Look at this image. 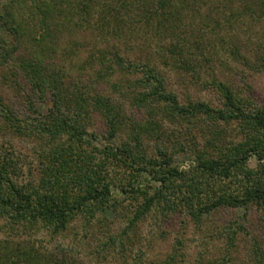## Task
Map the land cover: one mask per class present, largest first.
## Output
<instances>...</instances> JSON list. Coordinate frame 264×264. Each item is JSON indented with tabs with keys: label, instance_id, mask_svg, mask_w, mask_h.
<instances>
[{
	"label": "trees",
	"instance_id": "16d2710c",
	"mask_svg": "<svg viewBox=\"0 0 264 264\" xmlns=\"http://www.w3.org/2000/svg\"><path fill=\"white\" fill-rule=\"evenodd\" d=\"M254 21L264 22V0L4 1L0 83L15 91L28 115L20 118L25 114L0 93V120L10 138L43 143L34 154L39 161L35 182L20 181L14 149L0 146V231L5 236L0 264H86L88 255L99 263L118 254L125 258L137 242L126 232L150 217L158 225L178 214L199 225L221 208L252 207L264 217V109L220 81L213 68L225 52L243 59L234 34ZM83 33L95 40L78 58L69 42L76 45L71 40ZM258 62L264 69L263 59L253 63ZM169 74L212 91L222 107L203 100L181 104L167 87ZM125 101L135 110L130 116ZM94 116L104 139L119 141L114 148L92 147ZM181 120L214 130L207 150L189 149L194 158L187 169L173 161L176 146L183 151V145L170 142L163 131L165 122ZM219 122H236L242 138L225 140ZM253 156L258 163L250 168ZM241 180L243 185L233 186ZM109 212L127 221L125 232L97 237L95 249L82 257L75 245L48 250L20 237L39 229L63 235L81 217L85 234L77 246L84 248L93 239L88 236L93 222L104 229ZM224 233L228 244L217 264L232 261L237 239L233 229ZM176 243L163 263L149 264H181L176 257L184 248L180 239ZM251 250L261 264L264 250L256 240ZM195 261L202 263L200 252Z\"/></svg>",
	"mask_w": 264,
	"mask_h": 264
},
{
	"label": "rangeland",
	"instance_id": "374dc122",
	"mask_svg": "<svg viewBox=\"0 0 264 264\" xmlns=\"http://www.w3.org/2000/svg\"><path fill=\"white\" fill-rule=\"evenodd\" d=\"M6 0H0V5ZM213 16V14H212ZM238 32L234 34L237 38L234 41L237 42L239 47V52L243 57L234 59L226 52L222 55L221 63H216L213 65L217 78L220 81L231 83L239 93L247 96L249 100L254 102L256 106L264 109V69L261 62L258 64L253 63L256 58H262L264 61V22L254 21L248 23L241 27ZM3 34L0 30V37ZM204 37H208V33H204ZM94 37L91 34L83 33L79 36V39H72L73 42H69L78 58L86 56L85 48L90 42H94ZM79 50V52H78ZM250 64L245 65V61ZM242 62V63H241ZM167 87L169 91L176 94L179 102L181 104H187L188 101L194 102L198 100H203L210 102L212 106L222 107L219 101V97L212 93V91L205 92L200 85H196L192 81H183L177 78L173 74L167 76ZM205 74H202V80ZM189 81V82H188ZM205 81V80H203ZM0 93L5 98L6 102L13 106L16 112H20V118L27 119L25 109L21 107L19 103V96L15 91L9 89L8 86L0 83ZM16 99L18 101H16ZM13 103V104H11ZM126 106L125 111L128 116L132 114L134 108L130 105L128 101H125ZM44 109H41V113ZM141 113L135 112L136 118H141ZM92 132L96 134V137H89L92 147H96L103 151L106 148H114L119 141H108L104 139L105 130L97 116H94ZM4 123L0 120V146L4 145L8 148L11 145L10 150L13 148V158L19 159L18 167L20 168V181L27 182L29 180H34L38 178V167L39 161L35 158L34 154H39V144L43 141H37L35 139L29 138L24 140L16 136H7L6 131L3 130ZM201 125V127H200ZM217 128H220L221 136L229 141H236L242 138L240 129L236 122L224 123L219 122ZM90 131V132H91ZM163 131L166 135H169V141L173 144L181 142L183 149L176 146V154H173V161L180 169H187L193 164V154L190 152V148H196L199 150H207L205 142L206 139H211L209 127L205 124L193 123L189 121L181 120L178 123L165 122L163 125ZM212 130L211 132H213ZM167 140L166 138L164 139ZM151 144V143H150ZM182 147V146H181ZM44 150L46 148L44 147ZM3 149L0 147V153ZM258 161L253 156L248 160V167L255 168ZM21 166V167H20ZM32 173L30 178L29 174ZM33 178V179H32ZM145 183V182H144ZM232 184V183H230ZM243 185L242 180L235 182L234 187ZM110 213V214H109ZM106 216L107 225L103 226L104 229H100L97 222H93L92 229L88 230V236H92L93 239L88 240V244L83 248L77 246L78 238L85 234L84 221L80 217L73 221L68 230L59 236H51L50 232L45 230H35L32 233L21 234V240H30V244L40 245L48 250L56 248L58 244L66 247L69 245H75L74 249L81 252V257L86 255L87 250L95 249V241L97 237L107 238L108 235L122 236L125 232V226L127 221L125 219L119 221L118 214L109 212ZM131 213H129V217ZM184 217L182 215H173V217L166 222L156 224L154 219L150 217L149 219L140 222L137 229L134 231H128L126 234L128 237L130 234L136 235V241L134 244L133 251L126 253L127 256L121 258L114 255L109 257L108 261L104 263H99L97 259L86 257L88 261L86 264H149L152 261L163 263L168 255H170L177 247V239L182 241L183 249H179L177 253V263L181 264H197L196 259L199 257V252L203 255L202 263L198 264H217L222 258L225 247L227 246V239L225 231L233 229L236 231L235 245L232 248V261L229 264H258L254 261L252 251V241L258 242L259 246L264 250V217L258 209L252 207L250 210H245L244 208L232 209V208H221L216 212H213L208 217H203L202 223L195 225L193 221L187 220L183 222ZM241 226V227H240ZM230 228V229H229ZM29 236V237H28ZM132 236V235H131ZM13 237V236H12ZM2 232L0 231V240L4 239ZM123 238V237H122ZM123 239V243L125 240ZM140 247V248H138ZM118 247L117 249H119ZM116 249V250H117ZM183 250V251H182ZM139 251L144 252L141 258L137 257L136 253ZM184 254V259H183ZM114 258V259H113ZM134 260L137 262L135 263ZM264 264V261L261 262Z\"/></svg>",
	"mask_w": 264,
	"mask_h": 264
}]
</instances>
